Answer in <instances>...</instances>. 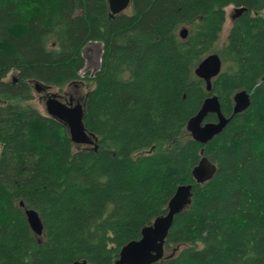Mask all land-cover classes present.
<instances>
[{"label":"trees","instance_id":"trees-1","mask_svg":"<svg viewBox=\"0 0 264 264\" xmlns=\"http://www.w3.org/2000/svg\"><path fill=\"white\" fill-rule=\"evenodd\" d=\"M231 8L246 11L221 42ZM94 42L101 66L81 76ZM213 53L209 92L195 69ZM77 82L94 85L82 104L96 149L31 103L36 83ZM241 91L249 108L194 140L187 124L204 101L217 95L230 118ZM202 157L217 171L197 184ZM189 184L154 264H264V0H131L114 17L108 0H0V264H115Z\"/></svg>","mask_w":264,"mask_h":264},{"label":"water","instance_id":"water-1","mask_svg":"<svg viewBox=\"0 0 264 264\" xmlns=\"http://www.w3.org/2000/svg\"><path fill=\"white\" fill-rule=\"evenodd\" d=\"M111 16L114 17L124 12L131 3V0H108ZM246 8H236L232 20L239 18ZM188 35L187 28L180 31V37L185 39ZM222 70V60L217 53L205 57L195 69L196 75L206 82L207 90L212 91V81ZM50 88L36 83L35 89L40 92L42 89ZM72 100V99H71ZM234 111L230 118L224 116L221 110L219 97L213 95L207 98L202 104L199 112L192 117L187 124V130L194 140L206 144L215 136L220 134L230 119L237 114L247 110L251 105V96L247 91H241L234 96ZM46 112L49 116L61 121L68 127L72 141L78 145H94L97 148V137L89 133L84 126V105L78 102L76 105L63 103L59 96L52 94L46 101ZM209 114L217 116L216 122H205ZM217 167L206 157H202L199 164L193 169L192 175L197 184H204L210 181L216 174ZM193 196V185L179 186L168 204V213L154 220L152 225L142 230L141 238L125 245L116 260L115 264H154L165 257V241L174 224L175 217L184 212L191 204ZM25 207L24 202L20 203ZM25 214L30 228L35 235L42 236L44 226L37 211L25 209ZM71 264H88L86 261H76Z\"/></svg>","mask_w":264,"mask_h":264},{"label":"rangeland","instance_id":"rangeland-1","mask_svg":"<svg viewBox=\"0 0 264 264\" xmlns=\"http://www.w3.org/2000/svg\"><path fill=\"white\" fill-rule=\"evenodd\" d=\"M234 13H235L234 9L231 8L229 10V19H228L227 25H226V27L224 29V33L221 37V42L224 41V39L226 38V36L228 34V30H229V26H230V15H231V19H232V15ZM101 55H102V45L100 43L94 42V43L89 44L84 51L85 66L80 71V75L84 76L88 73L91 75H94L96 73V71L101 66ZM13 73L15 74V72H13ZM93 86H94L93 83L85 82V85H77V86L71 87L69 92L77 94L78 96L79 95H85L88 91L93 89ZM58 89H60V88H58ZM40 97H41V94L35 90L34 91V99L31 101V103L42 114L48 115L46 112L45 100L41 101Z\"/></svg>","mask_w":264,"mask_h":264},{"label":"flooded vegetation","instance_id":"flooded-vegetation-1","mask_svg":"<svg viewBox=\"0 0 264 264\" xmlns=\"http://www.w3.org/2000/svg\"><path fill=\"white\" fill-rule=\"evenodd\" d=\"M77 85H85V83L83 82H77V83H72L67 85L65 88L63 89H58V88H46V89H42L39 93L41 94V101L45 100V106H46V101L47 99L52 95V94H56L59 96V100H61L63 103H71V101H73V104L76 105L78 102H83V97L85 95H77L74 93H70V88L73 86H77ZM72 99V100H71Z\"/></svg>","mask_w":264,"mask_h":264},{"label":"bare ground","instance_id":"bare-ground-1","mask_svg":"<svg viewBox=\"0 0 264 264\" xmlns=\"http://www.w3.org/2000/svg\"><path fill=\"white\" fill-rule=\"evenodd\" d=\"M198 142V141H197ZM200 143V142H199ZM201 144H203V143H201ZM207 144V143H206ZM202 154H203V151H202Z\"/></svg>","mask_w":264,"mask_h":264}]
</instances>
